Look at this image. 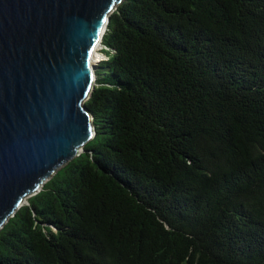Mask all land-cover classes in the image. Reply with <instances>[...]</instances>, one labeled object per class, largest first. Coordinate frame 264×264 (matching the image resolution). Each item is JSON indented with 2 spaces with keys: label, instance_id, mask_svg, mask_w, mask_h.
Wrapping results in <instances>:
<instances>
[{
  "label": "trees",
  "instance_id": "1",
  "mask_svg": "<svg viewBox=\"0 0 264 264\" xmlns=\"http://www.w3.org/2000/svg\"><path fill=\"white\" fill-rule=\"evenodd\" d=\"M94 137L0 230V264H264V0H123Z\"/></svg>",
  "mask_w": 264,
  "mask_h": 264
},
{
  "label": "water",
  "instance_id": "2",
  "mask_svg": "<svg viewBox=\"0 0 264 264\" xmlns=\"http://www.w3.org/2000/svg\"><path fill=\"white\" fill-rule=\"evenodd\" d=\"M122 1L0 0V230L94 137L95 55Z\"/></svg>",
  "mask_w": 264,
  "mask_h": 264
},
{
  "label": "bare ground",
  "instance_id": "3",
  "mask_svg": "<svg viewBox=\"0 0 264 264\" xmlns=\"http://www.w3.org/2000/svg\"><path fill=\"white\" fill-rule=\"evenodd\" d=\"M99 49H100V48H99ZM99 49L97 50V51H99V52L96 51V55H95V59H96V60H97L98 58L101 57V54H100V50H99ZM96 62H98V61H96ZM96 62H95V63H96Z\"/></svg>",
  "mask_w": 264,
  "mask_h": 264
},
{
  "label": "rangeland",
  "instance_id": "4",
  "mask_svg": "<svg viewBox=\"0 0 264 264\" xmlns=\"http://www.w3.org/2000/svg\"><path fill=\"white\" fill-rule=\"evenodd\" d=\"M102 48H103V47H101L99 50H101ZM98 59H99V60H104V59H105V57L101 55V57H100V58H98ZM99 60H98V61H99ZM97 65H98V64H97Z\"/></svg>",
  "mask_w": 264,
  "mask_h": 264
}]
</instances>
